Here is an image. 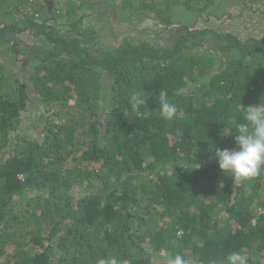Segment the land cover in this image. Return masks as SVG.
I'll use <instances>...</instances> for the list:
<instances>
[{"label": "trees", "instance_id": "1", "mask_svg": "<svg viewBox=\"0 0 264 264\" xmlns=\"http://www.w3.org/2000/svg\"><path fill=\"white\" fill-rule=\"evenodd\" d=\"M37 1L0 0L1 56L12 35L46 44L20 49L31 63L40 56L24 77L0 58V264H225L233 251L264 264V170L235 179L214 155L237 148L244 107L264 102L258 0H234L251 15L239 19L251 23L244 36L166 28L228 0H109L122 19L164 25V44L103 43L81 27L86 1ZM161 91L177 108L171 120ZM133 94L146 99L139 115ZM31 104L40 119L25 118Z\"/></svg>", "mask_w": 264, "mask_h": 264}, {"label": "rangeland", "instance_id": "2", "mask_svg": "<svg viewBox=\"0 0 264 264\" xmlns=\"http://www.w3.org/2000/svg\"><path fill=\"white\" fill-rule=\"evenodd\" d=\"M37 0H35L36 2ZM51 3L54 2L55 5H61L60 0H42V2ZM87 2L85 10L86 11V19H84L81 23V27L85 24H90L93 30L96 31L97 38L101 42L105 43L106 41L111 43H116L124 36H129L131 39L141 38V39H151L160 44H164L162 40L164 32H162V27L164 25H150L149 21L139 22L137 21H128L126 19H122L120 12L118 15L119 8L115 4L111 8V3L109 0H84ZM38 2V1H37ZM229 7L226 6L224 12H218V14L214 13L213 9H210L207 13H203L202 17L197 21V24L193 23L191 25H180L179 23L171 24V26H167L166 28H170V32H174V30H189V26L192 28H200V27H213L219 31H224L227 29H231L232 32L239 34L240 36H244L245 33H248V26L251 23V15L249 13H245L241 15V5L239 3H235L233 1H227ZM254 8L259 7V10L264 13V0H258L251 4ZM88 12V13H87ZM22 17V15L17 14L16 18ZM240 17H242L246 22L239 21ZM180 19V17H178ZM256 18V16H254ZM61 21H64L61 19ZM179 24V25H178ZM257 25L261 29H264V17H260L257 19ZM66 32V28L63 29ZM161 31V32H159ZM161 33V35H160ZM259 33L258 36H260ZM264 35V34H263ZM13 40L12 43L8 46L9 52L5 55L1 56L4 59L5 69L9 74L17 73L19 77H24L28 72V66L30 59L27 58L26 54L21 52L20 49L24 50L26 48H30L34 51H39L46 48V44L43 42V38L36 33L23 34L22 36H14L12 35L9 39ZM166 43V42H165ZM25 47V48H22ZM36 56L31 64H36L38 61ZM30 113H27L25 117L27 120L30 118H35L36 120L40 119L43 112L40 105L31 104ZM35 125V124H34ZM26 126V125H25ZM34 134V131H31Z\"/></svg>", "mask_w": 264, "mask_h": 264}, {"label": "clouds", "instance_id": "3", "mask_svg": "<svg viewBox=\"0 0 264 264\" xmlns=\"http://www.w3.org/2000/svg\"><path fill=\"white\" fill-rule=\"evenodd\" d=\"M132 111L137 112L141 106H146V99L139 94H133L129 100ZM160 114L165 120H171L177 114V108L168 98L166 91L159 93ZM145 118L149 115L143 113ZM234 142L236 149H219L214 151L221 171L235 179L248 180L259 176L264 170V102L244 107L243 122L236 124ZM97 264H130L120 261L116 257L100 258ZM175 264H187L179 255L175 257ZM225 264H247L246 257L238 251L226 256Z\"/></svg>", "mask_w": 264, "mask_h": 264}]
</instances>
